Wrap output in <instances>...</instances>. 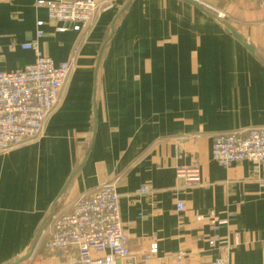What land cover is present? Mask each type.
<instances>
[{
  "label": "crops",
  "instance_id": "0c3cea01",
  "mask_svg": "<svg viewBox=\"0 0 264 264\" xmlns=\"http://www.w3.org/2000/svg\"><path fill=\"white\" fill-rule=\"evenodd\" d=\"M39 1L0 0V72L32 64L21 45L33 42L73 71L42 135L0 154V264H67L46 246L49 225L19 261L53 209L104 184L120 197L130 263L148 264L157 244L151 264L180 252L264 264V163L212 157L215 135L264 128V5L193 0L213 17L185 0H96L107 8L88 32L62 33ZM195 162L202 180L186 185L176 170Z\"/></svg>",
  "mask_w": 264,
  "mask_h": 264
},
{
  "label": "built area",
  "instance_id": "2783aa9c",
  "mask_svg": "<svg viewBox=\"0 0 264 264\" xmlns=\"http://www.w3.org/2000/svg\"><path fill=\"white\" fill-rule=\"evenodd\" d=\"M264 5V0H255ZM38 6L48 10V19L57 24L58 32H88L96 16L105 5L96 0H41ZM223 17L221 14H218ZM39 27L43 25L40 22ZM38 37L42 31H38ZM21 47L35 52V61L22 70L0 72V154L38 139L47 120L61 102L62 90L73 71L72 62L56 65L39 50L36 43ZM1 53V47H0ZM213 160L221 166L241 161L264 163V128H249L214 136ZM177 177L186 185L200 183L199 163L178 167ZM148 187L141 189L147 192ZM119 194L114 184H104L90 196L80 197L71 212L54 215L50 226L47 248L67 264H132L129 236L121 220ZM184 210L182 203L178 211ZM213 246L215 240H210ZM157 244H152L144 255L148 264L158 254ZM175 264H187L186 254L180 252ZM210 264H230L227 256Z\"/></svg>",
  "mask_w": 264,
  "mask_h": 264
},
{
  "label": "water",
  "instance_id": "95a60500",
  "mask_svg": "<svg viewBox=\"0 0 264 264\" xmlns=\"http://www.w3.org/2000/svg\"><path fill=\"white\" fill-rule=\"evenodd\" d=\"M185 1H188V2H190V3H192V4H194V5H196V6H198L201 10H203V11H205L206 10V12L208 13V14H211L213 17H217L215 14H212L209 10L207 11V9H205V8H202V7H200L196 2H194L193 0H185ZM120 15V14H119ZM220 17V16H219ZM221 18V17H220ZM114 24L115 23H113V25H112V29L111 30H113L114 29ZM225 26L227 27V29L228 30H230V32L233 34V36L240 42V43H242L252 54H254V48H253V46L252 45H250L233 27H231V26H229V25H226L225 24ZM102 53H103V51H102ZM102 53H101V55L100 56H102ZM54 215H55V210L53 209L51 212H50V214L47 216V218H46V220L44 221V223H43V225L41 226V228H40V230H39V232H38V234H37V237H36V239H35V242H34V244H33V246H32V248H31V250L29 251V253L26 255V256H24L19 262H23V261H25V260H27L31 255H32V253H33V251H34V249H35V247L37 246V244H38V242H39V240H40V238H41V236H42V234H43V232L45 231V228H46V226H48L49 224H50V222H51V220H52V218L54 217Z\"/></svg>",
  "mask_w": 264,
  "mask_h": 264
}]
</instances>
